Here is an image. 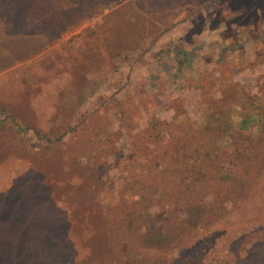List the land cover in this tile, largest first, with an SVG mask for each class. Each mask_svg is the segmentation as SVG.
Listing matches in <instances>:
<instances>
[{
  "label": "rangeland",
  "instance_id": "374dc122",
  "mask_svg": "<svg viewBox=\"0 0 264 264\" xmlns=\"http://www.w3.org/2000/svg\"><path fill=\"white\" fill-rule=\"evenodd\" d=\"M259 102L264 0H0V264H264Z\"/></svg>",
  "mask_w": 264,
  "mask_h": 264
},
{
  "label": "trees",
  "instance_id": "16d2710c",
  "mask_svg": "<svg viewBox=\"0 0 264 264\" xmlns=\"http://www.w3.org/2000/svg\"><path fill=\"white\" fill-rule=\"evenodd\" d=\"M260 109L258 110L257 113L259 114H250L245 116L244 119H242L241 121H239V124L242 128L246 129L250 127V124L252 125H258L260 124V126L264 127V102L261 103H255ZM259 104V105H258ZM231 122H233L231 120ZM227 123L223 126V129L227 128ZM196 205H190L191 207H185L183 208V210H187L186 212L188 213L189 217H188V222L192 223L194 225L198 224L200 222V219L203 215L204 209L203 207L200 205V203L196 202ZM185 212V214H186ZM170 220H172V217H170ZM169 220V221H170ZM187 226V225H186ZM110 229H114V228H110ZM112 232V231H111ZM116 232V231H115ZM161 238L160 236H149L148 242H155L157 244L156 241L161 242V245L163 244L164 241H173V238L170 237V235L167 233V236H165L164 234H161ZM122 241H120L121 244ZM125 242V241H124ZM123 242V243H124ZM122 243V244H123ZM126 244H123V246H125ZM152 254L147 253L148 258L145 260L144 259V264H170L171 262L168 260V258L163 257L162 261L160 259H157L156 257H150ZM161 255V254H159ZM122 264H137V260H131V261H124Z\"/></svg>",
  "mask_w": 264,
  "mask_h": 264
}]
</instances>
